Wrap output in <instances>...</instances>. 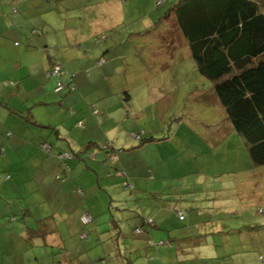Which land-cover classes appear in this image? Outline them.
<instances>
[{"label": "rangeland", "instance_id": "rangeland-1", "mask_svg": "<svg viewBox=\"0 0 264 264\" xmlns=\"http://www.w3.org/2000/svg\"><path fill=\"white\" fill-rule=\"evenodd\" d=\"M177 1L109 0L105 13L91 11L97 28L101 24L108 28L101 31L91 30L90 19L80 14L69 19L74 35L85 38L75 47L78 58L87 56L98 68L104 63V71L95 70L91 84L81 82L84 91L95 98L119 91L111 96L113 101L125 90L127 113L137 125L129 130L142 134V139L134 135L139 150L132 156L141 178L135 183L121 180L117 194L97 192L99 199L96 193L100 225L96 219L87 225L81 221L71 227L74 233L64 227L78 238L72 248L79 250L74 264H102L104 257L112 264H264V166L254 164L247 141L234 129L213 82L199 73L188 40L174 25L172 6ZM65 24L64 19V37ZM69 89L62 93H75ZM108 100L104 99L114 106ZM85 152L76 158L78 170L86 167L85 161H98ZM107 170L118 175L114 168ZM91 171H80L73 184L90 189L85 198L90 209L91 188L99 189L97 183L92 187L96 173ZM128 182L132 186L127 187ZM0 207V224L13 223L10 217L18 211L10 213L4 203ZM179 212L186 214L185 221ZM143 218L164 225L163 230L151 227L160 233L154 245L147 243L153 238L142 226ZM41 230L47 231L43 226ZM170 239L173 245H160ZM8 240L0 239L1 253ZM13 243L14 249L24 250L19 240ZM50 257L61 264L58 251ZM44 260L51 262L43 255Z\"/></svg>", "mask_w": 264, "mask_h": 264}, {"label": "crops", "instance_id": "crops-1", "mask_svg": "<svg viewBox=\"0 0 264 264\" xmlns=\"http://www.w3.org/2000/svg\"><path fill=\"white\" fill-rule=\"evenodd\" d=\"M108 1L0 0V206L4 203L5 209L13 214L18 211L16 216L10 217L13 223L0 224V239L2 242L9 239L5 251L1 253L0 250V264H55V259L50 257L54 251L61 255V264H74L79 250L72 249L77 247L78 238L71 234L74 233L71 227H77L85 210L90 211L93 220L99 221L98 216L102 213L95 202L96 193L117 194L121 180L135 183L141 178L132 157L139 150L136 139L140 137L139 133L132 134L129 130L137 129L127 113L129 95L124 90L125 96L121 92L123 95L112 101L111 96L119 91L99 98L86 93L81 82L91 84L95 70L104 71V63L98 68L89 57L82 55L78 58L74 52L75 47L84 44L85 38L74 35L69 19L80 14V17L90 19L91 30H105L102 24L97 28L91 11L105 13ZM64 19L68 30L66 37L62 30ZM54 62L63 64L62 80L68 82V87L71 83L74 88L69 91L75 93L55 92L58 77L51 72ZM105 98H109L108 102L114 106L104 101ZM94 100L97 102L95 106L91 104ZM22 115L30 120H25ZM118 125L125 126L117 130ZM104 135L112 145L111 157L112 152L96 148ZM44 140L51 143L50 150L44 148ZM87 149L90 151L85 152ZM84 152L98 161L93 164L85 161L86 167L78 170L76 158ZM61 153H69L71 157L62 158ZM101 158L106 159V163L100 164ZM87 168L96 173L91 171L95 176L92 187L96 183L99 186V189L91 188V197L88 198L91 209L85 206L90 189L73 186L74 182L77 183L75 175ZM110 168H114L118 175L108 174ZM30 186L33 188L28 189ZM129 186H132L130 182L127 183ZM105 209L103 207L102 212ZM2 216L3 208L0 207V219ZM186 219L185 214L183 220ZM149 221L152 224L147 226L143 218L142 226L147 227L153 238L147 241L148 245H154V237L160 233L151 231V227L163 230L164 225L151 218ZM42 226L46 232L41 230ZM64 227H70L71 233ZM120 231L118 235H121ZM16 240L21 242L19 245L24 247L23 251L14 249ZM166 243L170 241L160 245ZM43 255L51 262L44 260L43 263ZM101 259L102 264H112L107 257Z\"/></svg>", "mask_w": 264, "mask_h": 264}, {"label": "trees", "instance_id": "trees-1", "mask_svg": "<svg viewBox=\"0 0 264 264\" xmlns=\"http://www.w3.org/2000/svg\"><path fill=\"white\" fill-rule=\"evenodd\" d=\"M172 12L199 73L213 82L234 129L246 139L254 164L264 166V0H178ZM56 63L60 62L53 63L52 74ZM57 86L58 82L55 92ZM138 136L142 139L141 133ZM101 148L113 155L112 145Z\"/></svg>", "mask_w": 264, "mask_h": 264}, {"label": "built area", "instance_id": "built-area-1", "mask_svg": "<svg viewBox=\"0 0 264 264\" xmlns=\"http://www.w3.org/2000/svg\"><path fill=\"white\" fill-rule=\"evenodd\" d=\"M62 70H63V65L60 64V63H56V64L54 65V67H53V72H54V74L58 76V86H57V88H56V91H57V92H60L62 89H64L65 87H67V83L65 84V83L62 81V79H61ZM72 88H74L73 85H72ZM80 124H81V123H80ZM109 144H110V143H105V144L102 145V147H103V148H106V147H108ZM43 146H44V148H46V149H48V150L51 149V145H50V143H48V142H44V143H43ZM62 156H64V157H71V155H70L69 153H63ZM85 211H86V212H85V214H84L83 217H82V221H83V223L87 224V223H89V221L91 220V214H90L87 210H85ZM179 216H180L181 219H183V217H184L183 213H179ZM137 231H138V232H141L142 229H141V228H138ZM86 233H87V232H85V233L82 235V237H85V234H86Z\"/></svg>", "mask_w": 264, "mask_h": 264}, {"label": "clouds", "instance_id": "clouds-1", "mask_svg": "<svg viewBox=\"0 0 264 264\" xmlns=\"http://www.w3.org/2000/svg\"><path fill=\"white\" fill-rule=\"evenodd\" d=\"M142 229V228H141Z\"/></svg>", "mask_w": 264, "mask_h": 264}]
</instances>
